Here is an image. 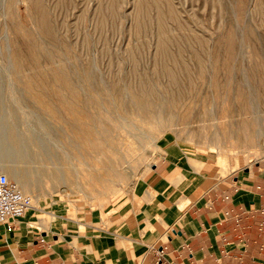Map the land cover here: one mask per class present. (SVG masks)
Masks as SVG:
<instances>
[{
	"label": "rangeland",
	"instance_id": "obj_1",
	"mask_svg": "<svg viewBox=\"0 0 264 264\" xmlns=\"http://www.w3.org/2000/svg\"><path fill=\"white\" fill-rule=\"evenodd\" d=\"M32 1L0 0V51L9 48L0 52V115L11 114L6 127L30 132L35 143L22 148L25 161L9 157L41 190L47 211H30L29 226L80 237L114 229L133 215V196L145 192L165 139L183 142L197 180L262 164L264 133L255 147L228 133L255 114L264 120V0ZM17 43L37 66L5 70L23 63L2 55ZM146 83L177 98L165 99L151 137L153 125L140 128L134 114ZM52 175L63 177L53 183Z\"/></svg>",
	"mask_w": 264,
	"mask_h": 264
},
{
	"label": "crops",
	"instance_id": "obj_2",
	"mask_svg": "<svg viewBox=\"0 0 264 264\" xmlns=\"http://www.w3.org/2000/svg\"><path fill=\"white\" fill-rule=\"evenodd\" d=\"M187 159L165 139L138 210L104 235L0 224V264H264V161L208 181Z\"/></svg>",
	"mask_w": 264,
	"mask_h": 264
},
{
	"label": "bare ground",
	"instance_id": "obj_3",
	"mask_svg": "<svg viewBox=\"0 0 264 264\" xmlns=\"http://www.w3.org/2000/svg\"><path fill=\"white\" fill-rule=\"evenodd\" d=\"M5 2V0H2ZM30 1V6L33 4L32 0H28ZM112 2V1H111ZM4 4V3H3ZM113 4V3H112ZM3 10V8H2ZM4 16V14H3ZM4 18V17H3ZM98 22H100V18H99V14H98ZM5 25V24H4ZM5 36H7L5 34ZM4 38V35H3ZM19 38V36H18ZM6 42H7V38L5 37ZM24 42L27 41V43L29 44V47L26 50H32L33 48L30 46L31 42L25 38L23 36V38H21ZM34 43H36V49L35 50H39V51H45L43 47H41L40 45H37L38 40H32ZM26 43V44H27ZM18 45H16L14 50H11V53L8 54L6 52V54H2L6 56H10L13 58L14 62H18L17 60H21L20 57L23 56V63L18 62V66L12 64L11 62H8V65L5 66V70H9V69H13V68H21V66H26V67H32L34 64L36 65L35 62V56L34 54H25V55H20L21 52V46L19 43H17ZM25 43L22 45H26ZM7 45V44H6ZM4 45L3 49L1 51H8L9 48ZM9 46V44H8ZM39 48V49H38ZM1 49V47H0ZM0 51V52H1ZM2 53V52H1ZM43 56H48L49 59L51 58L49 55H43ZM7 61H9V59L7 58ZM32 62V64H31ZM34 62V63H33ZM92 64V63H91ZM93 65V64H92ZM37 66V65H36ZM1 70V69H0ZM99 71V70H98ZM100 75V74H99ZM172 79V77H171ZM102 81V80H101ZM95 83V82H94ZM171 83V82H170ZM173 83V82H172ZM104 85V84H103ZM100 88V86H99ZM146 88V90H143V88H139L138 89V97L142 98V102L139 103H135L136 108L134 111V114L141 117L140 122L137 124L140 128H142L144 126V124H152L153 127L148 131L150 133L149 137H151V135L156 134L158 132V130H160L158 128V126H154L157 125L159 119L157 116H160L163 114V105L165 102V99H168L170 101H174L177 100L176 96H174L173 94L167 96V97H160L159 94L155 93L152 88L150 87V84L146 83V86L144 87ZM3 108V106H2ZM97 108V113H99L100 111H103L102 106L101 107H96ZM255 113V112H254ZM257 113V112H256ZM12 115L9 113H2L0 115V173L6 175L8 178L13 179L15 181V183L17 184V186L19 187V189L21 190V192H23L24 194L28 195L31 198V206L30 208L26 211V214L24 216V218H28L29 212L30 211H42V212H47L45 211L41 206H39V199L41 198V190L36 187V183L35 182H31L28 180L27 176L23 173V170L20 169V165L14 164L11 165V163H14V160L10 159L9 155L11 154H17V159L18 160H23L24 159H28L27 156L24 155V153L22 152L23 149L22 148H27L30 147L32 145H35V143L32 141V134H30V132H28L27 134L24 135V137H21L18 135V133L15 131V127L13 126L12 128H10L9 126L6 127V123H8V120L10 119ZM260 116V115H258ZM258 116L255 117L252 116V122H250V124L248 123H244L241 122L240 124L235 125V127L233 126L231 129V132L228 133V137L229 138H234L235 137V133L237 134L240 133V135L242 136V138L244 139L245 137L247 138L246 140H244V144H247L248 147H250V145L252 144V146L257 145L256 144V139L258 137L263 136L264 133V124L262 123L263 121H260ZM100 120V127L102 130V134L98 137L97 142L98 143H102L105 140V131L103 129V126L105 125L107 121L106 117H103ZM115 124H112V126H114ZM133 127V123L130 124ZM257 127V129L253 130V127ZM129 129V128H128ZM91 131H93V129H90ZM229 132V131H228ZM34 139V138H33ZM11 140L12 141V145L14 147V152L13 150L9 149L8 147V141ZM8 144V145H7ZM255 147V146H254ZM26 151V150H25ZM26 153V152H25ZM38 160H42L40 158V156H38ZM41 170H46V168L41 165L40 166ZM26 170V169H25ZM27 171V170H26ZM28 172V171H27ZM54 181L53 183H57L59 179H61L63 176L61 175H52L51 176ZM111 185V184H110ZM113 186V185H112ZM108 188V187H107ZM112 188V187H110ZM59 192L62 194H67V189H59ZM49 215L51 216V220H55L57 219L56 217V213L54 212H48ZM34 220H40V218H38L37 216H34L33 218ZM42 219V218H41ZM32 222V221H31Z\"/></svg>",
	"mask_w": 264,
	"mask_h": 264
},
{
	"label": "built area",
	"instance_id": "obj_4",
	"mask_svg": "<svg viewBox=\"0 0 264 264\" xmlns=\"http://www.w3.org/2000/svg\"><path fill=\"white\" fill-rule=\"evenodd\" d=\"M31 206V198L0 173V224L11 231ZM159 253V252H158Z\"/></svg>",
	"mask_w": 264,
	"mask_h": 264
}]
</instances>
